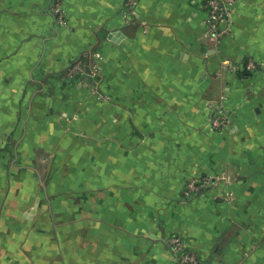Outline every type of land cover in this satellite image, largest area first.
I'll use <instances>...</instances> for the list:
<instances>
[{"label":"crops","instance_id":"1","mask_svg":"<svg viewBox=\"0 0 264 264\" xmlns=\"http://www.w3.org/2000/svg\"><path fill=\"white\" fill-rule=\"evenodd\" d=\"M207 1L0 0V264H264V0Z\"/></svg>","mask_w":264,"mask_h":264},{"label":"built area","instance_id":"2","mask_svg":"<svg viewBox=\"0 0 264 264\" xmlns=\"http://www.w3.org/2000/svg\"><path fill=\"white\" fill-rule=\"evenodd\" d=\"M235 0H208L207 5L209 8L210 18L209 24L212 25L213 31L216 35H221L223 29L220 28L219 23L224 21V15H226L227 9H231ZM137 0H127L126 6L128 12L135 14V6ZM58 10V9H57ZM249 69H255L256 65L253 62L248 64ZM99 67L95 62H88L85 58L77 59L68 69L70 76H85L91 74L95 76L98 73ZM213 125L220 127L225 124L229 118L228 111L221 103H217L213 106ZM211 183L209 177H198L192 178L185 183L184 193L185 197L191 198L204 191ZM169 244L172 248L174 258L177 264H203L202 260L198 257L195 252L189 251L182 239L177 235H172L168 239Z\"/></svg>","mask_w":264,"mask_h":264},{"label":"rangeland","instance_id":"3","mask_svg":"<svg viewBox=\"0 0 264 264\" xmlns=\"http://www.w3.org/2000/svg\"><path fill=\"white\" fill-rule=\"evenodd\" d=\"M126 3H127V0H126Z\"/></svg>","mask_w":264,"mask_h":264}]
</instances>
